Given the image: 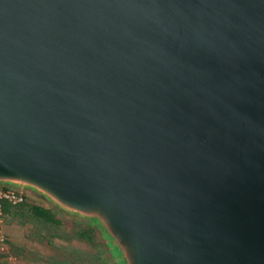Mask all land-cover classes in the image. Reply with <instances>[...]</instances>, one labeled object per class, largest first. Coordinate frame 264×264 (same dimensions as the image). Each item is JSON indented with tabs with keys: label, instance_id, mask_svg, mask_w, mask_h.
<instances>
[{
	"label": "water",
	"instance_id": "95a60500",
	"mask_svg": "<svg viewBox=\"0 0 264 264\" xmlns=\"http://www.w3.org/2000/svg\"><path fill=\"white\" fill-rule=\"evenodd\" d=\"M0 186L113 264H264V0H0Z\"/></svg>",
	"mask_w": 264,
	"mask_h": 264
},
{
	"label": "rangeland",
	"instance_id": "374dc122",
	"mask_svg": "<svg viewBox=\"0 0 264 264\" xmlns=\"http://www.w3.org/2000/svg\"><path fill=\"white\" fill-rule=\"evenodd\" d=\"M20 192L27 195L29 202L48 206L39 196L30 192ZM53 210L61 218H65L64 221L72 232L79 229L77 227L79 224L86 225L78 219L66 216L55 209ZM3 231L7 238V246L4 252L0 249V264H71L70 258L66 256L67 253L76 258H85L88 264H113L106 250L103 251V247L100 246L83 244L73 240V238L53 240V243H48L43 238L40 226L28 218L8 217L5 220ZM28 244L31 245L29 248L27 247Z\"/></svg>",
	"mask_w": 264,
	"mask_h": 264
},
{
	"label": "trees",
	"instance_id": "16d2710c",
	"mask_svg": "<svg viewBox=\"0 0 264 264\" xmlns=\"http://www.w3.org/2000/svg\"><path fill=\"white\" fill-rule=\"evenodd\" d=\"M0 186V190H2ZM3 211L5 219L12 218H28L33 223L40 226V230L48 243H53V240H68L73 238L80 243L88 244L91 246H104L99 238L97 232L87 225L79 224L77 231L72 232L69 226L64 221L65 218H61L52 208L43 204L35 202H29L26 200L23 204L12 205L8 202L3 203ZM71 220V219H70ZM101 252V250H100ZM66 256L70 258L71 264H88L87 260L83 257L76 258L75 256L67 253Z\"/></svg>",
	"mask_w": 264,
	"mask_h": 264
},
{
	"label": "built area",
	"instance_id": "2783aa9c",
	"mask_svg": "<svg viewBox=\"0 0 264 264\" xmlns=\"http://www.w3.org/2000/svg\"><path fill=\"white\" fill-rule=\"evenodd\" d=\"M27 200V195L15 189L0 190V249L6 251L7 238L4 233L5 215L3 211V203L8 202L14 206L23 204Z\"/></svg>",
	"mask_w": 264,
	"mask_h": 264
},
{
	"label": "crops",
	"instance_id": "0c3cea01",
	"mask_svg": "<svg viewBox=\"0 0 264 264\" xmlns=\"http://www.w3.org/2000/svg\"><path fill=\"white\" fill-rule=\"evenodd\" d=\"M30 246H31V245H30V244H28V246H27V247L29 248Z\"/></svg>",
	"mask_w": 264,
	"mask_h": 264
}]
</instances>
